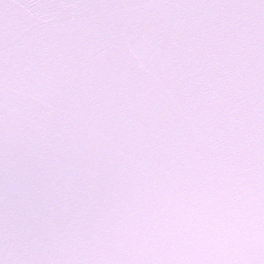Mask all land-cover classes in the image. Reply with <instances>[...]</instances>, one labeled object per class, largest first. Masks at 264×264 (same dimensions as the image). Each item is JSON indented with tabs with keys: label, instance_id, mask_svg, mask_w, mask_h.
Masks as SVG:
<instances>
[{
	"label": "snow or ice",
	"instance_id": "6c2138e0",
	"mask_svg": "<svg viewBox=\"0 0 264 264\" xmlns=\"http://www.w3.org/2000/svg\"><path fill=\"white\" fill-rule=\"evenodd\" d=\"M0 264H264V0H0Z\"/></svg>",
	"mask_w": 264,
	"mask_h": 264
}]
</instances>
